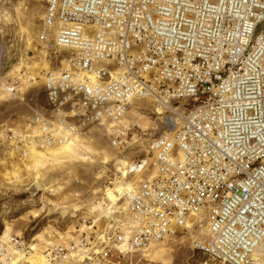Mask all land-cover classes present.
Instances as JSON below:
<instances>
[{"label":"built area","instance_id":"2783aa9c","mask_svg":"<svg viewBox=\"0 0 264 264\" xmlns=\"http://www.w3.org/2000/svg\"><path fill=\"white\" fill-rule=\"evenodd\" d=\"M38 41L64 59L0 69V97L40 83L47 104L0 127V156L27 161L92 125L146 152L75 237L2 235L0 264H114L195 225L201 264L264 261V0H46ZM147 98L168 113L161 133L137 119Z\"/></svg>","mask_w":264,"mask_h":264},{"label":"rangeland","instance_id":"374dc122","mask_svg":"<svg viewBox=\"0 0 264 264\" xmlns=\"http://www.w3.org/2000/svg\"><path fill=\"white\" fill-rule=\"evenodd\" d=\"M45 10L46 0H0L3 75L24 67L35 73L60 67L64 57L48 55L38 41ZM135 103L141 109L137 119L161 133L168 115L164 108L151 98ZM44 105L40 83L24 86L17 96L3 94L0 127L23 125ZM111 135L109 126L92 125L74 144L41 152L27 161L0 156V220L4 228L20 222L16 234L46 243L75 237L84 219L100 216L109 197L116 200L114 192L122 191L119 183L126 164L146 152L141 144L127 150L113 148ZM174 156L180 158L178 150ZM17 213L21 216L11 219ZM206 235L205 225H195L148 249L122 256L114 264H201L206 258L194 248V242Z\"/></svg>","mask_w":264,"mask_h":264},{"label":"crops","instance_id":"0c3cea01","mask_svg":"<svg viewBox=\"0 0 264 264\" xmlns=\"http://www.w3.org/2000/svg\"><path fill=\"white\" fill-rule=\"evenodd\" d=\"M38 73H40V72H38ZM6 225V224H5ZM21 226V224H20V222H18V223H9L7 226H5L6 228L4 229V231L5 232H3L4 233V236L6 235V236H10V234H16L15 233V231L18 229V227H20Z\"/></svg>","mask_w":264,"mask_h":264},{"label":"trees","instance_id":"16d2710c","mask_svg":"<svg viewBox=\"0 0 264 264\" xmlns=\"http://www.w3.org/2000/svg\"><path fill=\"white\" fill-rule=\"evenodd\" d=\"M20 216H21V213H17L11 219H16V218H18ZM4 229H5L4 228V223L0 220V237L3 235Z\"/></svg>","mask_w":264,"mask_h":264},{"label":"bare ground","instance_id":"6f19581e","mask_svg":"<svg viewBox=\"0 0 264 264\" xmlns=\"http://www.w3.org/2000/svg\"><path fill=\"white\" fill-rule=\"evenodd\" d=\"M39 153H41V152H37V153H35V155H37V154H39ZM121 186V185H120ZM123 190V189H122ZM122 192V191H121ZM110 198V197H109ZM111 199V198H110ZM115 199L116 200H113V201H117L118 199L115 197ZM9 236V235H8ZM5 237H7L6 235H5ZM261 264H264V261L261 263Z\"/></svg>","mask_w":264,"mask_h":264}]
</instances>
